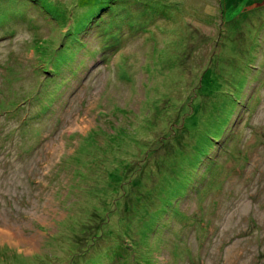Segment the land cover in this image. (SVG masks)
Instances as JSON below:
<instances>
[{"label": "rangeland", "instance_id": "1", "mask_svg": "<svg viewBox=\"0 0 264 264\" xmlns=\"http://www.w3.org/2000/svg\"><path fill=\"white\" fill-rule=\"evenodd\" d=\"M0 264H264V0H0Z\"/></svg>", "mask_w": 264, "mask_h": 264}, {"label": "bare ground", "instance_id": "2", "mask_svg": "<svg viewBox=\"0 0 264 264\" xmlns=\"http://www.w3.org/2000/svg\"><path fill=\"white\" fill-rule=\"evenodd\" d=\"M0 235H2L1 233H0ZM1 237V236H0Z\"/></svg>", "mask_w": 264, "mask_h": 264}]
</instances>
